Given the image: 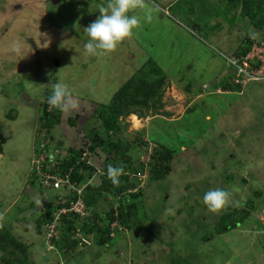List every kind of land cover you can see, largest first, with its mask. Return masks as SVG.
I'll list each match as a JSON object with an SVG mask.
<instances>
[{"label":"rangeland","instance_id":"obj_1","mask_svg":"<svg viewBox=\"0 0 264 264\" xmlns=\"http://www.w3.org/2000/svg\"><path fill=\"white\" fill-rule=\"evenodd\" d=\"M106 2L0 0V136L5 139L0 229L30 245L32 263L55 264L41 236L44 227L38 236L35 220L67 192L40 189L34 174L35 151L44 146L38 132L42 106L57 82L68 84L78 99L77 110L62 113L52 131L50 151H41V158L54 160L79 148L91 129H100L94 110L150 60L167 77L163 107L144 119H122L118 136L130 143L127 157L137 170L130 182L141 196L120 197L136 207L134 226L116 232L104 246L85 237L88 245L60 253L57 264H264V229L257 222L264 215V83L221 89L232 84L226 59L246 38L264 41V27L239 18V10L227 13L216 0H148L160 8L151 22L113 53L86 55L83 29ZM161 147L174 151L171 171L151 180L147 162ZM106 154H89L99 172L93 178L83 174V184L100 185ZM214 188L228 191L238 205L218 215L209 212L203 196ZM120 198L103 193L94 211L104 220ZM234 209L248 216L233 230L215 234L219 218Z\"/></svg>","mask_w":264,"mask_h":264},{"label":"trees","instance_id":"obj_2","mask_svg":"<svg viewBox=\"0 0 264 264\" xmlns=\"http://www.w3.org/2000/svg\"><path fill=\"white\" fill-rule=\"evenodd\" d=\"M224 6V11L227 13L232 10H239V18L248 19L254 28L264 27V0H216ZM254 41L246 38L243 41V46L234 52L233 56L241 58L250 50ZM264 43V41H259ZM167 84V77L162 73L159 67L152 61H146L141 68L133 74L111 97L105 105L97 106L92 117L100 123V129H91L87 137H84L79 148L70 147L63 151L61 157L57 155L56 159L46 158L41 170L52 176L64 179L68 177L70 185L78 189L85 186L81 194H77L71 187H61L55 190H64L67 195L57 198V204L52 205L46 213L35 220V231L38 236L41 235V228L44 227V233L41 235L45 240V226L50 225L53 221L55 213L61 209H67L70 203H75L78 200L84 203L90 218L80 219L74 214L61 215L54 222L52 230L51 246L54 250L46 252L60 253L72 252L82 243L80 235L83 238L91 237V240L98 245L104 246L111 239L109 237V226L114 221L118 223L121 229L129 230L130 226H134L133 219L136 207L134 204H123L122 196L128 195L130 198L141 196L140 189H136V184L130 182L131 176L137 173L136 169L131 168V160L127 157L130 150V143L122 142L119 139V133L122 131L120 121L129 116H137L140 119L147 117L149 113H155L163 107L162 98L164 88ZM190 89V87H186ZM223 92L233 90L240 91L241 86L232 84H222ZM48 101V99H47ZM62 112L54 109L44 103L39 117V134L43 136L44 146L41 151H50L48 146L53 140V130L59 126L61 122ZM72 121L73 120H69ZM70 124V123H69ZM71 125V124H70ZM115 138L116 143L112 140ZM88 139V144L87 140ZM138 141L141 146L148 147L147 143ZM46 143V144H45ZM5 144V139L0 136V155L2 147ZM59 150V149H57ZM98 150L106 152L105 170L102 173L101 183L96 188H90L88 183H84L83 174L92 175L95 177L96 170L87 165L86 162H81L84 154L85 160L89 159L88 154H96ZM41 151H35V157L41 154ZM55 151L54 153H57ZM174 151L161 147L158 151L151 153L147 162L149 178L151 180H161L168 176L171 171L170 164L173 159ZM51 157V156H50ZM119 165L124 168L125 174L120 178L119 186H115L107 178V166ZM35 166V165H34ZM36 166L34 167V174ZM143 170L142 167H140ZM45 190V189H43ZM103 193H113L119 197V205L117 208H110L105 213V219H101L94 210L100 202ZM103 200H105L103 198ZM92 210V212H91ZM241 211L234 209L232 212L221 216L214 229L215 234H223L233 230L241 221L248 216V212H241V216L236 221H233V216L238 215ZM42 226V227H41ZM118 232V231H115ZM119 233V232H118ZM15 234L10 230L0 229V264H34L30 260V245L22 243ZM45 244V241H44ZM83 245V244H82ZM84 246V245H83ZM173 264V263H172Z\"/></svg>","mask_w":264,"mask_h":264},{"label":"clouds","instance_id":"obj_3","mask_svg":"<svg viewBox=\"0 0 264 264\" xmlns=\"http://www.w3.org/2000/svg\"><path fill=\"white\" fill-rule=\"evenodd\" d=\"M159 11L160 8L150 4L148 0H107L106 4L99 7L98 12L100 15L98 18L83 29L88 37L87 42L84 44L85 54L103 56L113 53L121 43L131 39L135 31L139 30L143 23L151 22L153 14ZM47 103L50 107L62 113H70L78 108V99L73 96L69 85L63 82H57L52 86V92L48 97ZM88 161L89 164L87 165L92 167L91 159L89 158ZM98 172L96 171L94 176ZM124 174L125 171L122 166L111 164L107 166V178L115 186H119L120 178ZM138 180H141L140 176ZM139 188L137 187L134 191ZM37 203L42 204V201L38 200ZM203 203L209 212L217 215L225 211L229 206L238 205V202L231 200V194L221 188L208 190L203 196ZM168 211L171 212L172 210L169 209ZM3 221L4 214L0 213V227H3ZM45 247L47 251L54 250L51 244V249L49 248L46 241ZM54 254L58 260L59 252L54 251Z\"/></svg>","mask_w":264,"mask_h":264},{"label":"built area","instance_id":"obj_4","mask_svg":"<svg viewBox=\"0 0 264 264\" xmlns=\"http://www.w3.org/2000/svg\"><path fill=\"white\" fill-rule=\"evenodd\" d=\"M229 67L232 70V79L231 83L234 85H238L243 87L247 83L250 82H257V83H264V43L259 41H254L251 45L250 50L246 53L245 56L238 58V57H231L226 59ZM42 155H38L35 158L34 165L36 166V177L38 178V185L43 189H58L61 187H71L77 194H81L85 186H82L78 189L74 188L70 185L68 177L66 176L64 179L58 178L55 175L52 176L48 173H45L41 170L43 163H45L46 158H41ZM81 159V162H86L89 164L88 160H85L84 157ZM70 215L74 214L75 216L79 217L80 219H88L90 218V213L87 211L85 205L81 200L76 201L75 203H70L67 209H61L57 213H55L53 217V221L50 225L45 226V241L46 244L50 247V241L52 237V230L54 229V222L60 217L61 215ZM260 223L264 227V215L260 218ZM122 229L119 227L117 222H113L109 226V237H115V231L120 232ZM91 238V237H88ZM89 239L82 238L78 247H82V244L88 245Z\"/></svg>","mask_w":264,"mask_h":264},{"label":"crops","instance_id":"obj_5","mask_svg":"<svg viewBox=\"0 0 264 264\" xmlns=\"http://www.w3.org/2000/svg\"><path fill=\"white\" fill-rule=\"evenodd\" d=\"M260 217H261V216H260ZM259 219H260V218H259ZM257 222H258V225H259L261 228L264 229V227L261 225L260 221L258 220ZM36 252H37V253H40L38 250H36ZM53 254H54V253H53ZM54 255H55V254H54ZM55 256H56V255H55ZM57 257H58V256H57ZM58 260H59V258H58ZM58 260H57V261H58ZM57 261H55V264H57Z\"/></svg>","mask_w":264,"mask_h":264},{"label":"water","instance_id":"obj_6","mask_svg":"<svg viewBox=\"0 0 264 264\" xmlns=\"http://www.w3.org/2000/svg\"><path fill=\"white\" fill-rule=\"evenodd\" d=\"M59 1H61V0H54V2H59Z\"/></svg>","mask_w":264,"mask_h":264}]
</instances>
